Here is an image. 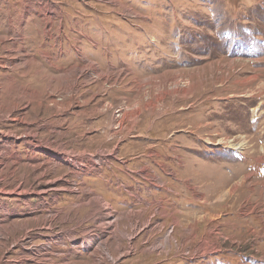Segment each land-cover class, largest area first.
<instances>
[{"label":"rangeland","instance_id":"rangeland-1","mask_svg":"<svg viewBox=\"0 0 264 264\" xmlns=\"http://www.w3.org/2000/svg\"><path fill=\"white\" fill-rule=\"evenodd\" d=\"M0 37V264H264V0H0Z\"/></svg>","mask_w":264,"mask_h":264},{"label":"bare ground","instance_id":"bare-ground-1","mask_svg":"<svg viewBox=\"0 0 264 264\" xmlns=\"http://www.w3.org/2000/svg\"><path fill=\"white\" fill-rule=\"evenodd\" d=\"M9 31V30H8ZM46 36H49V34L47 33L46 34ZM5 40H7V39H4V38H2V37H0V44L1 43H4V41ZM32 41V40H31ZM34 42V41H33ZM46 59H47V57H46ZM35 60H33V59H31L30 61H27L26 62V64L25 65H29V64H33V63H36V62H34ZM49 61V60H48ZM12 63V62H11ZM91 70H92V72L94 73V74H96L97 76H98V78H103L104 80L105 79H110L111 78V76H112V74H110V72H109V74H108V76H103V75H101V74H99L98 73V71L96 70V68L95 67H93V65H91ZM125 74V72H123V71H120V72H118V73H116L115 75H116V77L115 78H118V79H120L121 77H123V75ZM114 78V79H115ZM40 80V79H39ZM117 82V81H116ZM66 84V83H65ZM145 85V84H144ZM53 87V86H52ZM173 91V90H172ZM171 91V92H172ZM171 94V93H170ZM163 101V100H162ZM2 107H0V110H1V112H2ZM8 110H10V109H8ZM137 110V112H136V114H138V113H140L143 109H141V108H138V109H136ZM125 111V110H124ZM15 111H13V110H10V111H8V112H6V113H4L3 114V112H2V115L0 116V118H10V114H13ZM125 112H127V111H125ZM17 113V112H16ZM169 115V114H168ZM125 116V115H124ZM127 116V115H126ZM18 117V116H17ZM16 117V118H17ZM120 117V116H119ZM121 117H122V115H121ZM127 118V117H126ZM118 118H116V120H117ZM145 119V118H144ZM5 120V119H4ZM16 121H20V122H22V119L20 118H18V119H16ZM24 121V120H23ZM144 121V120H143ZM144 123V122H143ZM142 125V124H141ZM121 127V126H120ZM159 130V129H158ZM27 137V139H29V136H26ZM179 140V139H178ZM31 141V140H30ZM31 142H33V141H31ZM233 142V141H232ZM210 143V142H209ZM231 143V142H230ZM226 144V143H225ZM245 146V143L244 142H242L239 146H237L236 147V149L235 150H238V151H240V150H242L243 149V147ZM41 147H42V144H41ZM164 150V149H163ZM162 151V150H161ZM99 153V156L96 158V157H92V158H85V157H83V156H81V157H79V158H77L76 160L78 161L77 163H79L78 164V166H80V169H82V173L80 172V171H77V170H75V169H73V170H75V172H73V174L76 176H83V173L85 172V173H91L92 172V170H95V171H99V169H100V166L104 163L105 164V162H107L108 161V157L109 156H107V155H105L104 153H102L101 151H99L98 152ZM112 154V153H111ZM58 158L57 159H62L60 156H57ZM74 159V158H73ZM72 159V160H73ZM70 160V159H69ZM52 161H55V162H57V160L56 159H54V160H52ZM65 163H68L69 161L68 160H66V161H64ZM70 162H71V160H70ZM76 162V161H75ZM156 164V163H155ZM76 166V165H75ZM45 176V174H40V175H38V177H37V179H39L40 177L42 178V177H44ZM52 184V183H51ZM154 184V183H153ZM55 185H57V186H55ZM171 186V185H170ZM51 187H52V185H49V186H47V185H44L43 187L41 186V188H39V192L40 193H47V192H49V191H54V192H58V191H61V190H65V189H69V187H71L70 186V184L68 183V181H64L63 182V180L62 181H57V182H55V184H53V187L54 188H52L51 189ZM72 189V188H71ZM79 190V189H78ZM73 191H75V190H73ZM89 191V190H88ZM76 192V191H75ZM78 192V191H77ZM218 197V196H217ZM94 203V202H96V203H102L101 202V199H99L98 197H94L93 199H91L88 203H87V205H90L91 203ZM125 202V201H124ZM128 204V203H127ZM106 207L108 206V205H105ZM105 206L103 207V208H105ZM109 207V206H108ZM107 207V213L105 214V217L103 218V219H99L98 221H100L102 224H99V227L100 228H102V229H106V230H108V229H111L112 227H115V228H117V223H116V221L115 222H113L111 219H112V215H113V208H108ZM211 214V213H210ZM240 214V213H239ZM132 212H129V213H125V214H123V216H126V218L129 220V221H131L132 222ZM246 216V215H245ZM132 217V218H131ZM118 222V221H117ZM134 223H136V222H134ZM183 223V222H182ZM132 224V223H131ZM119 225V224H118ZM133 225V224H132ZM222 225V224H221ZM135 229H136V227H135ZM138 229V228H137ZM134 233H136V231H134ZM116 234V233H115ZM117 237V236H116ZM130 241H131V239H129ZM101 245H105L106 246V242H103ZM133 250V249H132ZM99 251V249H96L94 252H98ZM130 251V250H129ZM205 251V250H204ZM206 252H208V251H206ZM204 253V252H203ZM94 255V254H93ZM204 255H206V254H204ZM114 259L115 258H113L112 259V261H111V263L113 264V262H115L114 261ZM116 260V259H115Z\"/></svg>","mask_w":264,"mask_h":264},{"label":"crops","instance_id":"crops-1","mask_svg":"<svg viewBox=\"0 0 264 264\" xmlns=\"http://www.w3.org/2000/svg\"><path fill=\"white\" fill-rule=\"evenodd\" d=\"M249 263H252L251 261H249Z\"/></svg>","mask_w":264,"mask_h":264}]
</instances>
